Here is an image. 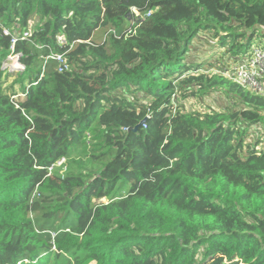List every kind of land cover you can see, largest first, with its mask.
<instances>
[{
	"label": "trees",
	"instance_id": "1",
	"mask_svg": "<svg viewBox=\"0 0 264 264\" xmlns=\"http://www.w3.org/2000/svg\"><path fill=\"white\" fill-rule=\"evenodd\" d=\"M255 47L264 0H0V264H264V93L216 72Z\"/></svg>",
	"mask_w": 264,
	"mask_h": 264
},
{
	"label": "built area",
	"instance_id": "2",
	"mask_svg": "<svg viewBox=\"0 0 264 264\" xmlns=\"http://www.w3.org/2000/svg\"><path fill=\"white\" fill-rule=\"evenodd\" d=\"M133 13L135 15L134 22H139L145 17L150 16L153 13V10L143 13L138 11L136 8H133ZM30 27H32V24H30ZM30 32L31 30L25 31L24 35L27 36ZM6 33H9V31L7 30ZM16 41L17 36L14 35L12 39L13 50L15 48ZM65 42L66 41L63 38H60L61 44ZM43 58L45 63L49 60L56 61L59 64V71H66L70 67L65 54L51 52ZM2 67L11 69L18 67L22 71L25 70V65L21 62L20 54L9 55L8 58L4 60ZM216 72L225 75L230 80L237 82L244 88L257 93H264V47H255L253 51L248 54L229 58V60H227V66L223 69L216 70ZM65 160V158H62L50 169V171L52 172L56 166L62 165ZM35 195L37 194H34L33 199L35 198Z\"/></svg>",
	"mask_w": 264,
	"mask_h": 264
},
{
	"label": "rangeland",
	"instance_id": "3",
	"mask_svg": "<svg viewBox=\"0 0 264 264\" xmlns=\"http://www.w3.org/2000/svg\"><path fill=\"white\" fill-rule=\"evenodd\" d=\"M134 20H132V18L130 20H128L126 22L127 26L133 25ZM102 38V37H101ZM100 38V39H101ZM258 38H255V40L253 41V45L256 44ZM103 40V38L101 39ZM219 39H217V41L215 42L214 45L210 46V45H204V46H200V48H195L193 50V52L189 53L188 59L191 62H200V63H205L206 65H217V63L219 62L220 58L225 54V50L222 49L220 46H217V42ZM233 56H228L226 59L229 60V58H232ZM4 71V76L6 73L9 72H17V73H22L24 71H22L20 68L16 67L14 69L11 68H5L2 67L1 68ZM5 79V77H4ZM20 79V76L17 75H13L11 77H9L7 80L6 85H12L15 84L18 80ZM29 80L26 78L24 80V83H28ZM16 88H19V84L16 86ZM209 102H211V106L209 105ZM228 101H227V97L223 94V93H216L213 94V96L211 97L210 100H208L207 98L203 99V102L198 103L197 107H199L201 110L203 111H208L209 108H211L212 110L214 109H220L223 106L228 105ZM195 106L194 104L192 105V107ZM196 108V107H195ZM86 163V166L88 168L91 167H96L97 164H94L91 161L90 156L86 157L85 155L83 156H78L75 157V161H71L70 159H66L62 165L58 166V169L60 170L61 173H67V172H79L80 171V167L78 166L79 163Z\"/></svg>",
	"mask_w": 264,
	"mask_h": 264
},
{
	"label": "crops",
	"instance_id": "4",
	"mask_svg": "<svg viewBox=\"0 0 264 264\" xmlns=\"http://www.w3.org/2000/svg\"><path fill=\"white\" fill-rule=\"evenodd\" d=\"M217 40L213 39V36L209 32L202 33L198 38L196 39L194 45L192 46V50L197 48H200V46L204 45H214Z\"/></svg>",
	"mask_w": 264,
	"mask_h": 264
},
{
	"label": "water",
	"instance_id": "5",
	"mask_svg": "<svg viewBox=\"0 0 264 264\" xmlns=\"http://www.w3.org/2000/svg\"><path fill=\"white\" fill-rule=\"evenodd\" d=\"M146 119H144L140 124H138L133 130L134 131H137L139 126H141L144 122H145Z\"/></svg>",
	"mask_w": 264,
	"mask_h": 264
},
{
	"label": "bare ground",
	"instance_id": "6",
	"mask_svg": "<svg viewBox=\"0 0 264 264\" xmlns=\"http://www.w3.org/2000/svg\"><path fill=\"white\" fill-rule=\"evenodd\" d=\"M32 30V29H31Z\"/></svg>",
	"mask_w": 264,
	"mask_h": 264
}]
</instances>
